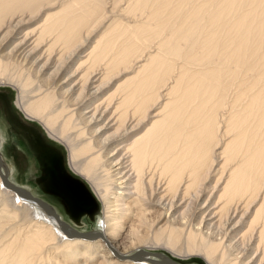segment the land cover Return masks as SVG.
<instances>
[{"label":"bare ground","instance_id":"bare-ground-1","mask_svg":"<svg viewBox=\"0 0 264 264\" xmlns=\"http://www.w3.org/2000/svg\"><path fill=\"white\" fill-rule=\"evenodd\" d=\"M0 86L102 209L0 174V264H264V0H0Z\"/></svg>","mask_w":264,"mask_h":264},{"label":"rangeland","instance_id":"rangeland-1","mask_svg":"<svg viewBox=\"0 0 264 264\" xmlns=\"http://www.w3.org/2000/svg\"><path fill=\"white\" fill-rule=\"evenodd\" d=\"M0 88L8 90L10 100H12L15 103L16 90L9 86H0ZM0 121H2V119ZM34 123L37 126V128H39L46 136H48L44 131V129L37 122ZM4 126L5 124L3 123V127ZM50 140L54 143V145H56L59 149H61L64 156L63 158L65 163L64 166L68 169L69 173L72 174L74 177H76V179L82 180L84 182L85 187L88 189V193L86 192L87 194L86 195L83 191H81L82 192L81 196L82 198L87 200L91 199L90 202H91V206L93 207V208L91 207L92 211L87 212L84 211L83 209H79V207H76L77 201L72 200L69 197H66V193H64L60 189L55 191L53 188H51L50 184L48 183L49 182L48 177L47 176L45 177V174L43 173L44 171L42 169L41 164L38 163V160L36 159L34 153L27 147V145L23 141H19L17 143L19 147L18 150H16L15 148L14 149L11 148L6 143L5 153H3L2 157L9 171L8 179L10 182H13L14 185L23 187L24 189L32 193L34 196L41 198L42 200L49 203V205L53 206L56 209L58 215L61 217V219L69 223L71 227L77 229L78 231H86V232L92 231L96 227L95 225L98 219L102 215L101 204L98 198L92 192V189L89 186V184L81 176L75 174L70 169V167L68 168L69 165H67L66 163V158H67L66 149L60 143L54 141L52 138ZM12 170L14 173L12 172ZM82 204L84 205L83 202ZM154 252L160 253L163 251L156 250ZM160 255L162 256L163 254L160 253ZM154 256L156 255H148V257H152V258H154ZM161 256H158L157 258L154 259H158V258L162 259ZM175 261L185 264H205V262H203V259L202 258L200 259L199 257L187 261L186 259H180ZM154 263L161 264L162 262L160 260L158 263L156 262Z\"/></svg>","mask_w":264,"mask_h":264},{"label":"flooded vegetation","instance_id":"flooded-vegetation-1","mask_svg":"<svg viewBox=\"0 0 264 264\" xmlns=\"http://www.w3.org/2000/svg\"><path fill=\"white\" fill-rule=\"evenodd\" d=\"M0 128L5 131L6 143L11 148L19 149L17 143L23 141L34 153L38 163L41 164L45 177H48L51 188L61 190L66 197L77 201L76 207L84 211H92L91 199L82 198L80 185L68 169L64 166V156L54 143L46 136L34 121L23 116L15 103L10 100L9 91L0 88ZM5 124V128L3 127ZM4 128V129H3ZM48 174V175H47ZM70 174V175H69ZM84 203V205L82 204ZM49 204V203H48ZM53 207V206H51ZM92 207V208H91ZM54 208V207H53Z\"/></svg>","mask_w":264,"mask_h":264},{"label":"water","instance_id":"water-1","mask_svg":"<svg viewBox=\"0 0 264 264\" xmlns=\"http://www.w3.org/2000/svg\"><path fill=\"white\" fill-rule=\"evenodd\" d=\"M17 107V106H16ZM19 109V108H18ZM21 112V111H20ZM22 113V112H21ZM23 114V113H22ZM23 116H24V114H23ZM25 117V116H24ZM66 163H67V165H68V162H67V158H66ZM68 168H69V166H68ZM0 174H1V176H2V178H3V180H4V182L7 184V185H9V186H11L12 188H14V189H16L18 192H20V193H22V195L24 196V197H27V198H29V199H31V200H33V201H35V202H37V203H39L42 207H43V209H45L46 211H48V212H50L59 222H60V224L62 225V226H66V227H70L71 229H72V231L76 234V235H79V236H81V237H85V238H89V237H92V236H94L95 234H97V233H92L91 231H88V232H86V231H78L77 229H75V228H73V227H71L70 225H69V223H67L66 221H64V220H62L61 218H60V216L58 215V213L54 210V208H52L51 207V205H49L46 201H44V200H42L41 198H39V197H36V196H34L33 194H31L28 190H26V189H24L23 187H20V186H16V185H14V184H12L10 181H9V179H8V168H7V166H6V164H5V162L3 161V158H2V156H1V154H0ZM78 181V183H79V185H80V189H81V191H83L85 194H86V192L88 193V189L85 187V184H84V182L82 181V180H77ZM87 195V194H86ZM171 262V264H177V263H175L174 261H170Z\"/></svg>","mask_w":264,"mask_h":264}]
</instances>
